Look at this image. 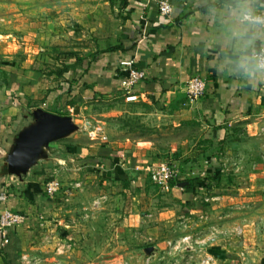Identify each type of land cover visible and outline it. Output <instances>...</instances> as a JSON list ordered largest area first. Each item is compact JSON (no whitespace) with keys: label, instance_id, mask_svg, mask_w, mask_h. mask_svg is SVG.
Instances as JSON below:
<instances>
[{"label":"crops","instance_id":"crops-1","mask_svg":"<svg viewBox=\"0 0 264 264\" xmlns=\"http://www.w3.org/2000/svg\"><path fill=\"white\" fill-rule=\"evenodd\" d=\"M167 1L169 16L159 15L157 0H116L119 29L111 43L79 57L65 54L47 72L51 63L39 69L29 53L20 57L1 43L0 212L26 220L8 231L0 264H146L147 257L150 264H204L208 256L209 264H264V81L236 67L242 44L234 33L245 27L239 0ZM249 7L262 15L264 0H249ZM123 59L145 71L128 98L147 104L143 119L165 136L164 149L179 167L160 196L166 203L150 212L128 202L117 212L120 194L128 198L125 182L137 190L147 185L139 158L109 139L90 138L78 115L86 99L121 90ZM193 75L206 85L191 100L185 83ZM217 162L219 188H205L200 178ZM66 166L74 169L67 173ZM49 177L58 182L54 198L44 192ZM88 196L93 206L81 201ZM100 196L107 198L102 207L93 201ZM186 234L192 248L169 249L168 256L165 241Z\"/></svg>","mask_w":264,"mask_h":264},{"label":"rangeland","instance_id":"rangeland-1","mask_svg":"<svg viewBox=\"0 0 264 264\" xmlns=\"http://www.w3.org/2000/svg\"><path fill=\"white\" fill-rule=\"evenodd\" d=\"M23 1L25 2V0H0V45L11 43L18 48L17 53L20 57H25L23 52L29 53V59H32L39 69L44 68L40 67L39 63L43 65L51 63L49 67L45 66V72L55 69L53 64L65 54L79 57L95 50L105 49L111 43V38L118 34L120 8L116 0H36L37 6L34 7L20 5L19 3ZM129 92L130 90L125 91L121 88L116 95L86 99L78 115L83 122L90 123V129L100 127L97 135L103 132L102 134L107 136L111 144L112 142L118 144L116 149L126 150L127 154L139 158L138 164L143 170L147 185L142 190H137L133 183L125 182L121 189H126L128 198L120 194L119 201L113 205L117 212H122L125 206H129L126 202L150 212L160 207L161 200L166 203L168 197L160 199V196L165 193L164 191H169L175 180L170 181L165 187L158 186L151 182L148 168L161 162L175 163L170 161L169 151L164 149L165 136L147 125L150 122L143 119V112L149 109L147 104L131 101L128 98ZM219 152V148L213 152L217 160ZM139 155L142 156V160ZM261 158H264L263 153ZM217 163L218 165L209 173L211 175L200 178V185L205 184V179L208 178L212 188H219L218 182L213 180L215 177L219 178L222 172L219 162ZM69 168L67 167V173L74 169L73 166ZM177 168L179 170L178 166ZM103 186L104 191L110 190L107 183ZM103 197H96L93 201L102 207L107 201V198ZM81 201L89 205L91 198L89 199L88 196ZM197 201L203 203L208 202V199L200 198ZM93 205L91 202L89 206ZM183 218L180 217L181 220ZM166 242L167 240L165 244ZM68 245H64L65 249L71 250L73 245L70 248ZM62 249L60 248L59 253ZM181 250L187 252L189 248L183 246ZM166 253L168 256L172 255L169 248H166ZM169 263L173 264L171 261Z\"/></svg>","mask_w":264,"mask_h":264},{"label":"built area","instance_id":"built-area-1","mask_svg":"<svg viewBox=\"0 0 264 264\" xmlns=\"http://www.w3.org/2000/svg\"><path fill=\"white\" fill-rule=\"evenodd\" d=\"M157 10L161 16H169L172 10V6L167 0H157L156 2ZM264 15V11L263 14ZM119 72H120V87L125 91H128L132 86L142 80L145 77V71L138 69L133 66L131 61L127 59L120 60L119 62ZM205 80L198 75H193L185 83V93L191 99H198L205 90ZM84 128L87 130V134L92 139H99L105 141L107 136L99 132L100 127L90 129V123L88 121L83 122ZM123 157V155H121ZM149 178L152 183L165 187L170 181L175 180L178 176L179 170L175 164L171 162H161L154 166L148 168ZM58 190V182L54 177H49V179L44 184V192L47 197L54 198ZM26 216L23 213L13 211L4 208L0 212V248L5 246L9 240L8 231L18 225L25 223ZM214 241L215 237L211 236L209 238ZM193 238L191 235L186 234L179 238V240H168L166 242V248L174 251L180 250L183 246L186 248H192ZM213 259L208 256L203 260L204 264H209ZM176 264L175 262H172ZM146 264H150L149 257L146 258ZM164 264H171L165 262Z\"/></svg>","mask_w":264,"mask_h":264},{"label":"clouds","instance_id":"clouds-1","mask_svg":"<svg viewBox=\"0 0 264 264\" xmlns=\"http://www.w3.org/2000/svg\"><path fill=\"white\" fill-rule=\"evenodd\" d=\"M237 8L240 23L245 27L234 33L242 44L236 67L249 79L264 81V15H256L249 0H239ZM257 39L262 41L259 49L255 46Z\"/></svg>","mask_w":264,"mask_h":264},{"label":"water","instance_id":"water-1","mask_svg":"<svg viewBox=\"0 0 264 264\" xmlns=\"http://www.w3.org/2000/svg\"><path fill=\"white\" fill-rule=\"evenodd\" d=\"M53 134H57L60 131V124L58 122L52 123Z\"/></svg>","mask_w":264,"mask_h":264},{"label":"trees","instance_id":"trees-1","mask_svg":"<svg viewBox=\"0 0 264 264\" xmlns=\"http://www.w3.org/2000/svg\"><path fill=\"white\" fill-rule=\"evenodd\" d=\"M211 179H212V178H211ZM205 180H206V181H205V184H203V185H204L205 188H207V187L209 188V187L211 186V184H210L208 178H206ZM213 180H215V179L213 178Z\"/></svg>","mask_w":264,"mask_h":264}]
</instances>
